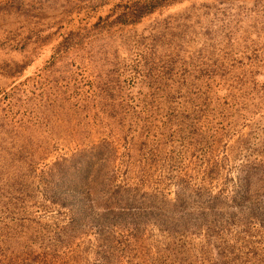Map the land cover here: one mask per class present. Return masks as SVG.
<instances>
[{"label": "rangeland", "instance_id": "rangeland-1", "mask_svg": "<svg viewBox=\"0 0 264 264\" xmlns=\"http://www.w3.org/2000/svg\"><path fill=\"white\" fill-rule=\"evenodd\" d=\"M0 264H264V0H0Z\"/></svg>", "mask_w": 264, "mask_h": 264}]
</instances>
